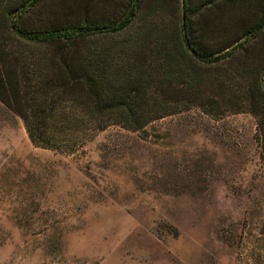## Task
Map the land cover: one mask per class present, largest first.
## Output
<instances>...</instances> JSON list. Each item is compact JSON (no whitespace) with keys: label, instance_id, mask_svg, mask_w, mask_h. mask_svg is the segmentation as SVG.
<instances>
[{"label":"rangeland","instance_id":"rangeland-1","mask_svg":"<svg viewBox=\"0 0 264 264\" xmlns=\"http://www.w3.org/2000/svg\"><path fill=\"white\" fill-rule=\"evenodd\" d=\"M129 1L41 0L19 23L39 31L114 25ZM184 1L145 0L125 33L72 45L17 41L0 24L7 60L32 74L57 75L60 57L70 63L108 53L118 75L171 60L189 75L176 41L186 10L201 51L234 50L212 66L190 60L215 84L199 94L202 109L138 132L110 126L75 154L34 147L0 103V264H264L256 120L246 102L216 86L235 91L264 76V29L252 32L264 19V0H190L186 8Z\"/></svg>","mask_w":264,"mask_h":264},{"label":"trees","instance_id":"trees-1","mask_svg":"<svg viewBox=\"0 0 264 264\" xmlns=\"http://www.w3.org/2000/svg\"><path fill=\"white\" fill-rule=\"evenodd\" d=\"M5 1L3 8H0V24L17 41L72 45L86 39L125 33L132 26L145 0H130L123 18L114 25L85 24L46 31L25 29L19 23L20 17L41 0ZM188 5L190 0H185L184 7ZM182 21L176 41L191 71L185 76L178 73V65L174 60L167 64L160 63L152 70H139L136 75H118L119 70L111 68L108 53L93 58L82 57L70 63L60 57L57 75H44L40 68L38 73L32 74L26 65L20 67L17 59H13L14 64L7 60L9 56L3 51L5 46L2 38L0 103L23 122L34 147L69 154L78 152L83 142L92 140L110 126L138 132L156 120L187 111L193 106L202 109L203 105L196 102L199 94L204 93L205 86L211 88L215 84L197 75L194 71L197 66H190V60L212 66L225 61L234 50L225 51L226 48L212 53L201 51L192 36L187 10ZM261 29H264V19L253 27L252 32L258 33ZM260 74L253 75L251 84L246 87L236 84L235 91L223 83L216 86H220L223 93L232 92V98L237 102L247 103V112L256 120L259 154L264 157V76ZM238 76L241 80L247 78V75ZM184 85L187 92L182 93L179 88ZM155 87H160L162 91L149 92ZM210 103H213L215 114L218 115L220 110L217 102L212 100Z\"/></svg>","mask_w":264,"mask_h":264}]
</instances>
